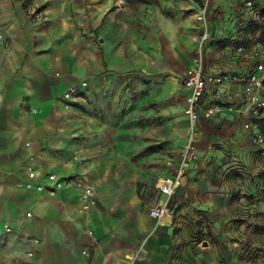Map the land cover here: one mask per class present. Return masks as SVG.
<instances>
[{
  "label": "crops",
  "instance_id": "crops-1",
  "mask_svg": "<svg viewBox=\"0 0 264 264\" xmlns=\"http://www.w3.org/2000/svg\"><path fill=\"white\" fill-rule=\"evenodd\" d=\"M242 3L64 0L56 11L59 18L64 16L65 24L59 23V28L76 34L83 26L90 32L100 29L104 35L103 43L91 44L88 49L76 46L78 43L70 50L60 46L52 51L35 49L28 29L14 30L15 55L8 64L0 59V264H194L198 257L201 261L220 260L225 250L220 252L210 244L196 257L186 248L177 252L174 231L187 222L191 206L209 204L204 189L186 186L188 173L200 156L216 143L257 152L241 125L250 116L242 82L206 86L202 104L233 101L239 111L199 117L194 142L197 159L187 169L183 184L169 197L160 194L155 185L154 194H148L141 187L146 173L134 171L124 152L82 159L83 144L94 148L99 140L96 135L84 140L82 135L93 129L104 133L111 125L98 127L90 114L94 104L88 100L97 94L88 90L102 79L95 75L118 72L119 86L128 81L138 84L143 77H164L158 99L163 100L170 117L167 159L172 170L167 175L173 174L174 158L186 139L189 121L184 113L187 91L175 74L199 55L204 71L215 74H245L256 61L264 60V39L257 43L258 30L249 23L248 9ZM200 5L206 6L209 32L202 50L199 37L204 26L195 17ZM67 16L72 20L67 21ZM238 43L249 50L257 44L258 54H237ZM82 79L88 81V88L79 87L82 91L65 99L64 92ZM110 95L114 94L102 96ZM177 101L181 106H175ZM109 146L112 150V144ZM119 162L132 165L119 172L114 168ZM83 163L93 165L87 171ZM50 173L60 181L59 188L53 187ZM84 175L95 191L89 211L80 210L81 188L76 184ZM29 180L33 185L42 184L43 189H25L23 183ZM159 202L168 205L169 213L156 220L148 211Z\"/></svg>",
  "mask_w": 264,
  "mask_h": 264
},
{
  "label": "rangeland",
  "instance_id": "rangeland-1",
  "mask_svg": "<svg viewBox=\"0 0 264 264\" xmlns=\"http://www.w3.org/2000/svg\"><path fill=\"white\" fill-rule=\"evenodd\" d=\"M63 5L64 0H0V59H5L7 64L12 61L17 44L14 30L19 28L31 32L30 42L40 50L52 51L57 46L70 50L76 43V46L88 49L91 44L104 42L100 29L90 32L82 26L81 31L74 34L63 26L59 28V23L65 24L64 16L59 18L56 11ZM242 5L247 9L244 0ZM256 5L259 6L256 15H252L249 9L248 14L251 18L249 23L258 30V43L264 39V4L257 0ZM72 18L66 17L67 21ZM95 76L102 79L88 90L97 94L93 100H88L94 104L90 114L97 120L98 127L111 125L104 133L95 131L97 129L83 133L84 140H90L95 135L99 140L94 148L87 149L86 143L83 144L82 159L105 156L109 151L128 154L134 171L146 173L141 187L152 195L154 185L172 170L167 159L170 117L165 112L166 106L162 105L163 100L158 99L164 77H143L138 84L128 81L119 86L116 83L119 81L117 77H120L118 72L98 73ZM82 82L85 84L82 85ZM83 86L88 88L86 79L80 80L76 86H70L63 97L66 99L79 93L82 91L79 87ZM72 87L76 91L69 93ZM83 91L86 93V90ZM67 93L69 96H65ZM109 93L114 95L102 96ZM178 105L181 106L180 101L175 103V106ZM189 125L188 121L186 130ZM109 144H112V150ZM174 161L178 166L179 152ZM197 161L195 168L188 173L190 178L186 186L204 189L209 194L206 197L209 204L191 206V213L185 217L187 222L175 229L177 252L186 248L196 257L201 249L210 244L220 252L224 249V255L214 262L201 261L198 257L193 259L194 264H264V156L245 147L236 149L216 143L209 153H204ZM131 163L119 162L114 168L126 172ZM84 164L87 171L93 165ZM102 168L105 166L102 165ZM85 183H91L94 187L85 175L81 176L76 180L81 192ZM196 198L202 199V196Z\"/></svg>",
  "mask_w": 264,
  "mask_h": 264
},
{
  "label": "built area",
  "instance_id": "built-area-1",
  "mask_svg": "<svg viewBox=\"0 0 264 264\" xmlns=\"http://www.w3.org/2000/svg\"><path fill=\"white\" fill-rule=\"evenodd\" d=\"M257 0H244V5L251 10L252 15L258 12ZM256 5V6H255ZM207 9L205 5H200L195 13L196 20L204 27L200 33L199 42L201 49H204L206 41L209 38V32L206 25ZM258 45L254 44L250 50L243 44L238 43L235 47L237 54L246 55L249 53L252 56L258 54ZM178 81L186 89L184 113L188 117L190 125L187 130V136L184 143L181 145L179 155L180 162L173 174L166 175L159 179L156 187L160 194L171 196L183 184L186 171L190 164L196 160L197 155L194 149V142L198 134L196 123L200 116L204 118H212L215 115L227 111H239V107L233 101L228 102H207L201 103V98L208 84L220 85L224 81L242 82V94L245 98V107L250 111V116L242 120L241 125L246 130L247 137L252 146L257 152L264 156V60L256 61L254 67L245 74H226V73H207L203 69V62L201 55L191 59L189 65L185 70L175 74ZM85 83L82 82V85ZM75 87L69 89V93H74ZM67 93L65 96H69ZM49 179L53 181V187H60L61 183L54 173L49 174ZM25 189H36L38 191L43 189V185L38 183L33 185L32 182L25 181L23 183ZM94 187L91 183H85L81 192V211H89L94 200ZM169 207L166 203H156L149 208L148 214L150 217L161 220L168 215Z\"/></svg>",
  "mask_w": 264,
  "mask_h": 264
},
{
  "label": "trees",
  "instance_id": "trees-1",
  "mask_svg": "<svg viewBox=\"0 0 264 264\" xmlns=\"http://www.w3.org/2000/svg\"><path fill=\"white\" fill-rule=\"evenodd\" d=\"M262 128H264V124H262Z\"/></svg>",
  "mask_w": 264,
  "mask_h": 264
}]
</instances>
